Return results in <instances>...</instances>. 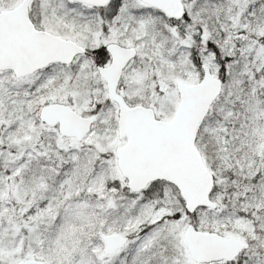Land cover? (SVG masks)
<instances>
[{"label": "snow or ice", "instance_id": "1", "mask_svg": "<svg viewBox=\"0 0 264 264\" xmlns=\"http://www.w3.org/2000/svg\"><path fill=\"white\" fill-rule=\"evenodd\" d=\"M0 264H264V0H0Z\"/></svg>", "mask_w": 264, "mask_h": 264}]
</instances>
